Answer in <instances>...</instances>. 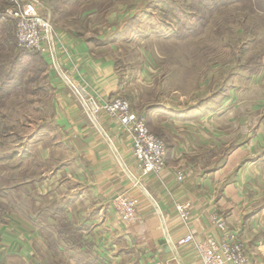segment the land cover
Wrapping results in <instances>:
<instances>
[{
	"label": "crops",
	"instance_id": "obj_1",
	"mask_svg": "<svg viewBox=\"0 0 264 264\" xmlns=\"http://www.w3.org/2000/svg\"><path fill=\"white\" fill-rule=\"evenodd\" d=\"M55 35L72 55L69 64L58 52L66 74L98 102L118 95L109 59H98L73 30ZM51 79L50 127L21 129L26 134L19 142L0 146V264H198L192 247L181 242L187 228L176 202L190 203L196 238H218L211 215H219L244 241L249 264H264L263 129L231 149L223 126L193 128L168 106L150 105L142 112L147 125L179 138L169 141L158 175L137 178L130 136L102 112L89 119L80 98ZM120 193L137 199L136 222L119 220L112 199Z\"/></svg>",
	"mask_w": 264,
	"mask_h": 264
},
{
	"label": "rangeland",
	"instance_id": "obj_2",
	"mask_svg": "<svg viewBox=\"0 0 264 264\" xmlns=\"http://www.w3.org/2000/svg\"><path fill=\"white\" fill-rule=\"evenodd\" d=\"M40 1L55 40L57 29L73 30L98 59L114 64L118 95L138 115L145 118L150 105L168 106L193 128L223 126L232 135L231 149L248 144L255 128L264 131V0ZM9 6L0 0V146L50 127L51 77L80 98L84 113L99 115L84 107L87 97L78 96L44 55L18 47ZM148 127L168 152L169 141L179 138L170 129L164 136ZM136 168L137 178L145 176Z\"/></svg>",
	"mask_w": 264,
	"mask_h": 264
},
{
	"label": "built area",
	"instance_id": "obj_3",
	"mask_svg": "<svg viewBox=\"0 0 264 264\" xmlns=\"http://www.w3.org/2000/svg\"><path fill=\"white\" fill-rule=\"evenodd\" d=\"M7 1L10 6L6 9V13L15 21V38L18 47L44 55L59 76L62 78L63 75L67 80L66 73L58 60V52L61 51L70 62L72 55L64 43L54 39L49 19L40 11L41 7L43 8L42 2L40 0ZM78 96L81 97L80 94ZM86 101L83 105L90 112H102L130 136L131 152L143 175H158L164 169L166 143L150 131L145 118L137 114L127 99L116 95L98 102L88 94ZM87 115L92 119L88 113ZM176 178L179 181L183 180L184 173L179 172ZM112 205L120 221L134 223L138 220L136 198L124 193L116 194L112 199ZM174 208L187 228V233L181 242L192 247L198 264H249L244 241L238 237V233L229 229L224 218L216 214L211 215L215 227L220 232L218 238L213 235L196 238L189 227L190 203L176 202ZM3 213L4 210L0 205V219Z\"/></svg>",
	"mask_w": 264,
	"mask_h": 264
},
{
	"label": "water",
	"instance_id": "obj_4",
	"mask_svg": "<svg viewBox=\"0 0 264 264\" xmlns=\"http://www.w3.org/2000/svg\"><path fill=\"white\" fill-rule=\"evenodd\" d=\"M67 76H68L69 80L71 81L72 85L76 87V89L78 90V93L81 95V97L86 98L88 96V92L86 90H84L78 84V82L72 77V75L69 72H67ZM161 243L165 244V250L166 251L170 250L169 246L166 245L165 240H163Z\"/></svg>",
	"mask_w": 264,
	"mask_h": 264
},
{
	"label": "bare ground",
	"instance_id": "obj_5",
	"mask_svg": "<svg viewBox=\"0 0 264 264\" xmlns=\"http://www.w3.org/2000/svg\"><path fill=\"white\" fill-rule=\"evenodd\" d=\"M67 80H69V78L67 79ZM70 81V80H69ZM71 83V82H70ZM72 84V83H71ZM73 86V85H72ZM73 88L78 92V90L76 89V87L75 86H73Z\"/></svg>",
	"mask_w": 264,
	"mask_h": 264
},
{
	"label": "trees",
	"instance_id": "obj_6",
	"mask_svg": "<svg viewBox=\"0 0 264 264\" xmlns=\"http://www.w3.org/2000/svg\"><path fill=\"white\" fill-rule=\"evenodd\" d=\"M214 4H218V0H214Z\"/></svg>",
	"mask_w": 264,
	"mask_h": 264
}]
</instances>
